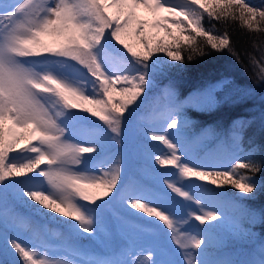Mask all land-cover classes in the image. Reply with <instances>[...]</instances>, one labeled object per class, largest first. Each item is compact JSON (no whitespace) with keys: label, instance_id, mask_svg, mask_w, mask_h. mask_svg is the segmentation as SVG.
Instances as JSON below:
<instances>
[{"label":"snow or ice","instance_id":"1","mask_svg":"<svg viewBox=\"0 0 264 264\" xmlns=\"http://www.w3.org/2000/svg\"><path fill=\"white\" fill-rule=\"evenodd\" d=\"M141 8L169 13L151 25L164 37L149 36ZM205 13L264 41V4L248 0H0V264H264L253 231L264 208L250 204L264 193V145L244 140L251 121L190 133L184 114L211 110L233 82L180 100L170 78L205 55L198 37L239 60L227 30L203 27ZM133 35L141 51L127 42ZM246 58L264 84V46ZM48 221L65 229L59 242L43 238ZM101 237L122 243L104 252L76 243ZM232 240L250 246L231 250Z\"/></svg>","mask_w":264,"mask_h":264},{"label":"trees","instance_id":"2","mask_svg":"<svg viewBox=\"0 0 264 264\" xmlns=\"http://www.w3.org/2000/svg\"><path fill=\"white\" fill-rule=\"evenodd\" d=\"M248 3L260 6L264 4V0H248ZM202 24L203 27L208 30V33L212 35H223L225 30H227V34L230 36L231 48H233L236 53H239V60L228 49L222 51L211 49L210 45L206 43V36L198 37L197 43L204 49L205 55L196 56L192 61L186 63L182 67L171 70L170 78L174 82V88L180 100L187 99L189 96L205 89L210 83H215L222 78L233 82V87L218 91L215 94L217 104L211 110H204L203 108L198 109L195 107L184 109V114L189 122L188 127L190 133H199L202 129L207 128H213L220 133H227L236 122L251 121L243 130L244 140H254L256 144L264 145V84L254 81V70L250 67L248 59L246 58V53H253L254 45L257 50L264 46V41L260 40L262 34L246 30L241 25L231 20H229L227 24L215 19L210 20L206 13ZM171 30L173 33L177 31L172 27ZM162 34L161 37H164L165 33L163 32ZM127 42L132 44L135 50H142L136 43V37L134 35L131 36ZM117 47L119 48L121 46L117 45ZM125 54L127 55V53ZM157 54L163 55V53ZM184 55H187V53H184ZM129 59L131 60L130 55ZM167 82V79L163 80L161 86ZM119 86L120 85H117V88H119ZM246 91L250 93V97H244V92ZM158 92L159 90L157 89L152 95L155 96ZM198 102L205 104L207 100L205 97H199ZM73 111L79 110L73 109ZM87 115H89L90 119H94L98 124L104 126L103 122L99 121L98 117H91L90 113ZM153 143L156 146V151L162 155L168 154L167 151L169 150L162 142ZM202 154L201 152V155ZM156 167L160 168L159 165ZM129 170L131 171L132 169L130 168ZM160 170L175 171L176 169L172 165H166L160 168ZM258 175L264 177V170L258 173ZM193 179L206 187L215 188L218 191H236L227 185L218 188L217 185L211 184L209 180L201 181L196 178ZM250 204L256 209L264 208V193H261L254 201H251ZM50 215L55 216L57 221L68 219L55 213H50ZM138 215H144L146 217L145 213L138 212ZM146 218L151 219L149 217ZM46 226L48 232L45 236L48 237L51 234L49 230H55L57 233L66 232L63 226L55 221H48ZM253 231L257 234L258 238H264V224H255ZM121 243L122 241L119 242V245ZM248 245V242L245 240H232L229 242L230 249H235V251L246 250Z\"/></svg>","mask_w":264,"mask_h":264},{"label":"rangeland","instance_id":"3","mask_svg":"<svg viewBox=\"0 0 264 264\" xmlns=\"http://www.w3.org/2000/svg\"><path fill=\"white\" fill-rule=\"evenodd\" d=\"M166 16H169V13H167L165 11H161L159 13H154V12L148 10V9H143V8L136 10V19L145 21V22H147L150 25V27L147 29V32H148L150 37H161L163 35L162 34L163 31H161L160 29L151 27V25L153 23H155L158 19H161V18L166 17ZM177 18L183 19V17H177ZM168 26L172 27L171 25H168ZM172 28H174V27H172ZM117 85H119V84H117ZM163 102H164L163 99H161V103H163ZM167 153H168V151H167ZM103 170L104 169H99L98 170L99 174H102ZM185 182L186 183L200 184L197 180H195L193 178H186ZM49 232L51 233L50 235L53 238V240H57L58 241V238L54 235L55 233H57V231L49 230ZM65 235H66V232H61L59 239H63ZM43 238L49 240V237L45 236V234H44ZM33 240H34V243L37 242L35 240V238H33ZM119 242H121V240L119 238H117V237H101V240L99 242L92 241V240H89V239H79V240L76 241V243H78V245L81 248H85L86 246H88L92 252H104L105 251V246L114 248L115 245L118 244ZM249 246L250 245H248V247ZM231 250H235V249H231Z\"/></svg>","mask_w":264,"mask_h":264}]
</instances>
